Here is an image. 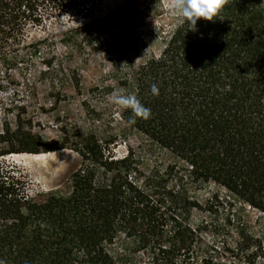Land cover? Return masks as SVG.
<instances>
[{"label": "trees", "instance_id": "obj_1", "mask_svg": "<svg viewBox=\"0 0 264 264\" xmlns=\"http://www.w3.org/2000/svg\"><path fill=\"white\" fill-rule=\"evenodd\" d=\"M100 1L0 0V60L39 51L27 32L69 13L87 20L92 44L101 46L115 24L137 35L126 0L89 19ZM165 33L160 51L136 65L147 48L141 37L113 50L124 60L121 95L151 110L148 119L123 106L119 113L144 137L148 171L133 148L117 154L112 138L86 134L71 146L79 159L70 191L38 198L6 157L65 146L19 124L0 132V264H223L227 253L232 264H264V244L252 234L239 232L229 247L204 242L191 223L204 208L195 191L209 182L264 214V0H225L218 18L195 28L176 16ZM70 83L78 88L80 79Z\"/></svg>", "mask_w": 264, "mask_h": 264}, {"label": "rangeland", "instance_id": "obj_2", "mask_svg": "<svg viewBox=\"0 0 264 264\" xmlns=\"http://www.w3.org/2000/svg\"><path fill=\"white\" fill-rule=\"evenodd\" d=\"M122 1L101 0L89 19L113 11ZM126 2L134 12L137 35L115 24L101 46L92 44L85 36L87 20L69 13L27 32L26 43L38 42L39 51H23L13 60H0V132L7 124H19L25 131L65 146L6 157L23 168L29 188L38 198L70 191L71 170L79 159L71 146L86 134L103 140L112 138L117 154L133 148L142 170L146 172L151 167L144 137L120 118L122 106L110 103L111 96L121 94L116 81L124 75V60H118L113 50L116 43L126 46L141 37L147 48L133 58L134 64H139L150 53L160 51L165 32L173 27L177 15L172 11V0ZM49 61L53 69L47 70ZM60 63L70 72L59 69ZM73 76L80 79L78 88L70 83ZM195 196L204 208L193 211L191 223L201 228L204 242L233 247L239 232L245 231L264 244L262 212L214 182L197 189ZM221 262L232 264V259L227 253ZM239 263L242 264H234Z\"/></svg>", "mask_w": 264, "mask_h": 264}, {"label": "clouds", "instance_id": "obj_3", "mask_svg": "<svg viewBox=\"0 0 264 264\" xmlns=\"http://www.w3.org/2000/svg\"><path fill=\"white\" fill-rule=\"evenodd\" d=\"M225 3V0H174L172 11L178 16L185 19L191 25L196 26L200 18L208 21H214ZM153 94L158 92L155 85L152 86ZM110 103L118 104L124 108H131L134 115L148 119L150 109L143 107L135 96L121 95L119 93L110 97ZM130 123H135L132 119Z\"/></svg>", "mask_w": 264, "mask_h": 264}]
</instances>
